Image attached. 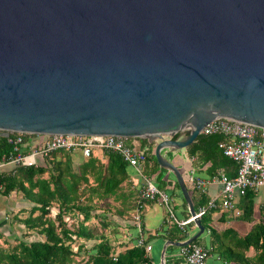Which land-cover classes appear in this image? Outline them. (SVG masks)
<instances>
[{
	"label": "water",
	"instance_id": "water-1",
	"mask_svg": "<svg viewBox=\"0 0 264 264\" xmlns=\"http://www.w3.org/2000/svg\"><path fill=\"white\" fill-rule=\"evenodd\" d=\"M217 118L264 129V0H0V136L146 139L197 229L174 247L204 229L161 151Z\"/></svg>",
	"mask_w": 264,
	"mask_h": 264
},
{
	"label": "trees",
	"instance_id": "trees-1",
	"mask_svg": "<svg viewBox=\"0 0 264 264\" xmlns=\"http://www.w3.org/2000/svg\"><path fill=\"white\" fill-rule=\"evenodd\" d=\"M14 135L10 134L7 138L0 136V157L12 155L13 145L8 139ZM178 137L179 135H175L173 139ZM32 138H35L34 135H22V141L26 144L24 150L30 148L28 140L31 141ZM132 139L134 138L127 139L126 143L130 145ZM222 140L221 135H199L187 148V154L197 158L203 166L208 165L207 172L210 175L221 169L227 178H233L237 164L223 156L217 148ZM140 149L144 151L147 161L152 163L146 173L153 179L156 187L168 195L172 194V190L178 191L171 173L157 166L153 146L142 140ZM71 152L53 151L36 167H17L7 174H0L2 196H7L12 191L20 192L32 204L23 210L26 216L17 219V223L23 225L27 233L31 231L42 238L29 242L19 240L6 249H0V264H148L144 246H132L115 253L108 240L106 232L111 223L122 222L127 206L114 212L113 220L105 214L102 217L97 213L98 201L111 197L116 199L121 184L129 176L127 164L119 155L110 151L101 152L104 163L97 160V155L94 154L74 162ZM184 184L190 197L195 189L186 180ZM124 197L126 196L120 194L117 196L121 204L126 202ZM244 197L243 214L248 215L252 206L250 191H246ZM203 206L197 208L193 204V209L197 212ZM52 207L56 208L53 217L50 216ZM209 212L210 210L203 212L198 219L211 240L210 253H215L224 264H264L263 224L255 226L241 238L233 236L227 230L217 233L208 225ZM65 217L71 222V228L66 225ZM91 219H95L98 226L89 225ZM199 239H195L192 244L201 246ZM75 240L80 241L76 252V256L82 257L79 261L74 259L75 254L70 250V244ZM249 247L255 252L252 258L244 256ZM180 260L183 261L182 258Z\"/></svg>",
	"mask_w": 264,
	"mask_h": 264
},
{
	"label": "crops",
	"instance_id": "crops-1",
	"mask_svg": "<svg viewBox=\"0 0 264 264\" xmlns=\"http://www.w3.org/2000/svg\"><path fill=\"white\" fill-rule=\"evenodd\" d=\"M142 140H145L146 144H150V142H148L146 139L134 138L130 141V146L140 149L142 146ZM28 142L29 144L31 143L30 139ZM97 152L100 153L99 156L98 153L94 154L97 155V160H99L101 163H104L105 159L101 156V152ZM161 153L165 159H167L173 164V166L177 168L183 178V181L186 180L189 183L188 176L191 173L194 178H198L204 182L202 190H196L194 188L195 190L190 196L191 198L189 197L192 206L193 204L197 208L203 205L205 206L209 200L215 198L218 195L220 190L218 176L220 172L223 173L221 169L218 170L216 174L210 175L207 172L208 165L203 166V164L200 163L197 158L189 157L187 154V149L180 151L162 150ZM148 162L149 165L146 166L144 170V175L146 177H149L146 171L152 164L150 161ZM12 169L13 168L11 166L7 165L1 169L0 174H7ZM151 180L153 181L152 178ZM141 187V179L136 176L129 168V176L121 184L120 191L116 194V199L111 197L97 202V213H100L102 217L105 214L110 219L115 216L112 215L114 212L119 210L121 207L123 208L124 206H127V209L125 208L124 210L125 216L122 217L123 220L121 219L122 222L120 224L111 223L109 231L106 232L113 251L117 253L126 248H130L134 246L136 240L140 238L143 242V245L150 247L149 251L146 253V256L149 260L148 264H185L180 260L181 257L178 255L179 247H174L167 244V242L185 241L197 232L193 222H188L182 226L177 224V222H183L189 218L187 207L180 195L179 190H172V194L170 195L165 192L170 198V207L172 208L171 212L173 219L169 217L163 205L157 202L145 203L140 214V234H138L137 229L130 219V216ZM119 194L126 196L124 197V200L126 199L125 204H121L117 199ZM250 194L252 205L250 214H243L242 205L243 199L245 197H237L234 199L233 210L225 211L219 207L210 210L209 214L207 215L209 217L208 225L210 228L217 233L227 230L231 232L233 236L237 235L241 238L244 237L252 228L262 224L264 212V187H261L256 191H250ZM31 205V203L23 198L20 192L12 191L7 196H2L0 194V234L9 237L10 233L13 240V245L17 241L22 240L20 237L17 238L14 235V231L24 229L23 225L17 223L16 220L22 219L21 215L23 216L26 214L23 212V210L29 208ZM51 209L56 211L55 207H52ZM23 217H25V215ZM21 233H23V231ZM25 233H27V231H25ZM31 233V231H28L27 234L31 235ZM199 238V243L201 245L199 247L209 249V242L211 240L209 239L208 232H204L203 230V234L199 236ZM9 242L11 241L8 239L4 242L0 241V249H6ZM254 255L255 252L251 247H249V249L244 252V256L246 258H252ZM205 264L224 263H222L217 258V256H215V253L209 252V256L206 259Z\"/></svg>",
	"mask_w": 264,
	"mask_h": 264
},
{
	"label": "built area",
	"instance_id": "built-area-1",
	"mask_svg": "<svg viewBox=\"0 0 264 264\" xmlns=\"http://www.w3.org/2000/svg\"><path fill=\"white\" fill-rule=\"evenodd\" d=\"M187 129L173 134L178 138L185 136ZM221 135L223 140L217 148L223 156L237 164L236 174L233 178H227L222 172L219 173L218 183L220 190L218 195L209 200L206 205L195 212V217L207 211L221 208L225 211L233 210L234 199L245 195L246 191H256L264 187V129L244 124L235 123L222 118L209 122L200 130V135ZM23 134H15L8 142L13 145L12 155L0 157V171L9 165L13 169L17 167H36L49 153L57 150L78 151L83 159L95 154L94 151H110L120 156L127 166L142 181V187L136 197L130 219L138 234H140V214L145 203L157 202L163 205L171 219L173 215L170 207V198L162 190H159L151 178L144 175L145 167L149 165L145 153L126 143L127 138L115 136H70L51 135L37 136L31 140L30 148L24 150L25 143L22 141ZM9 137V136H8ZM165 137V136H164ZM166 138V137H165ZM189 183L196 189L202 190L204 182L194 178L190 173ZM192 222V218L177 222L179 226ZM264 225V212L263 221ZM137 247L144 246L145 253L150 249L143 245L138 238L135 242ZM178 255L185 264H205L209 256V249L201 248L192 243L180 247ZM146 264V263H141Z\"/></svg>",
	"mask_w": 264,
	"mask_h": 264
},
{
	"label": "rangeland",
	"instance_id": "rangeland-1",
	"mask_svg": "<svg viewBox=\"0 0 264 264\" xmlns=\"http://www.w3.org/2000/svg\"><path fill=\"white\" fill-rule=\"evenodd\" d=\"M34 137H35V135H34ZM98 151V150H97ZM97 151H94V153H98ZM71 154V158H72V160L75 162V161H77L79 158H82L81 156H80V154H79V152L78 151H74V152H71L70 153ZM100 155V153H98V156ZM42 162V161H41ZM40 162V163H41ZM55 210H53V209H51L50 210V216L51 217H53V215L55 214ZM25 216H26V214H24ZM23 215V216H24ZM22 215H21V217L22 218H24ZM110 219V218H109ZM64 220H65V222H66V225L68 226V227H70L71 225H70V221L65 217L64 218ZM111 220H113V219H111ZM89 225H94V226H97V222L95 221V219H91L90 220V222L88 223ZM71 228V227H70ZM16 229H17V227H16ZM23 231V233H25V230L24 229H19L18 231H14V235L17 237V238H21L22 240H24V241H26V242H29V241H37V240H40V239H42L41 237L39 238L38 236H36L35 235V233H31V235H29V234H27L26 233V235H23V233H21ZM9 240V241H11V242H9L8 244H7V247L8 246H12L13 245V240H12V238H11V234L9 233V237L8 236H3V235H1L0 234V241H2V242H4V241H6V240ZM7 243V242H6ZM80 243V241H77V240H75L73 243H71L70 244V250H71V252L73 253V254H75V260L76 261H79L82 257H80V256H76L77 254H76V252H77V246H78V244ZM88 244H90V242L88 243ZM6 247V248H7ZM2 249H4V248H2Z\"/></svg>",
	"mask_w": 264,
	"mask_h": 264
}]
</instances>
